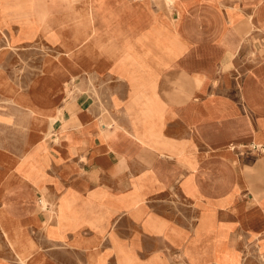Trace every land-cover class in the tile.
Wrapping results in <instances>:
<instances>
[{
  "label": "crops",
  "instance_id": "obj_1",
  "mask_svg": "<svg viewBox=\"0 0 264 264\" xmlns=\"http://www.w3.org/2000/svg\"><path fill=\"white\" fill-rule=\"evenodd\" d=\"M0 9V264H264V0Z\"/></svg>",
  "mask_w": 264,
  "mask_h": 264
},
{
  "label": "bare ground",
  "instance_id": "obj_2",
  "mask_svg": "<svg viewBox=\"0 0 264 264\" xmlns=\"http://www.w3.org/2000/svg\"><path fill=\"white\" fill-rule=\"evenodd\" d=\"M167 1V4L168 5H170V6H172L173 5V3H174V0H166ZM91 2V1H90ZM176 2V1H175ZM177 15V14H176ZM177 18V17H176ZM56 86H58V85H56ZM43 96V95H42ZM145 98V97H144ZM141 100H142V98H141ZM142 103V102H141ZM144 103V102H143ZM54 105V104H53ZM144 105V104H143ZM56 106V105H55ZM117 106V105H116ZM129 108H131V107H129ZM128 108V109H129ZM133 108V107H132ZM148 108V107H147ZM58 109V108H57ZM146 110V109H145ZM149 111H151V110H149ZM59 112H60V109L59 110H57L55 113H53V114H46V118H50L51 120H52V122L53 121H55L56 119H57V117L59 116ZM131 112H133V111H131ZM143 112V111H142ZM32 113V112H31ZM128 113V112H127ZM137 113V112H136ZM144 113V112H143ZM94 115V114H93ZM134 115V114H133ZM143 116V115H142ZM139 120V119H138ZM135 121V120H134ZM133 121V122H134ZM50 122V121H49ZM117 122V121H116ZM52 124V123H51ZM107 125L104 127V129H102V134H104L105 136H107V137H110V135H111V133L114 131V130H117V126H114L112 129L110 128V124L109 123H106ZM123 127V126H122ZM71 130V129H70ZM101 133V132H100ZM51 135V134H50ZM53 135V134H52ZM46 137V136H45ZM50 137V136H49ZM55 138H57V137H55ZM139 138V137H138ZM145 140V139H144ZM147 143H148V140H147ZM150 145V144H149ZM152 145V144H151ZM154 145V144H153ZM174 146V145H173ZM160 147V146H159ZM45 148V147H44ZM169 150V149H168ZM172 151V150H171ZM174 152V151H173ZM175 153V152H174ZM173 155H175V154H173ZM169 156H171V155H169ZM217 192V191H216ZM158 229H160V227L158 228ZM188 229V228H187ZM200 229V228H199ZM228 257V256H227ZM220 258V257H219ZM193 259V258H192ZM194 261V260H193Z\"/></svg>",
  "mask_w": 264,
  "mask_h": 264
},
{
  "label": "rangeland",
  "instance_id": "obj_3",
  "mask_svg": "<svg viewBox=\"0 0 264 264\" xmlns=\"http://www.w3.org/2000/svg\"><path fill=\"white\" fill-rule=\"evenodd\" d=\"M176 0H174V3H173V5L172 6H170V8H173V6H175V2ZM4 3V0H3V2H2V0H0V6L2 5ZM7 18V16H5L4 14H2V12H1V9H0V24H1V21H6L5 19ZM3 44V41H2V39H0V45H2ZM5 45V49H3V48H1L2 50H5V51H15L16 50V48H15V46H14V44L11 42L10 44L8 43L7 45H6V43L4 44ZM2 47H3V45H2ZM172 47H176L177 48V46L176 45H174V44H171V47L170 48H172ZM178 49L180 50L181 49V47H179L178 46ZM2 52L3 51H1L0 52V54H2ZM171 59H173V58H171ZM7 81L6 80H0V89L1 88H4L6 85H7Z\"/></svg>",
  "mask_w": 264,
  "mask_h": 264
}]
</instances>
